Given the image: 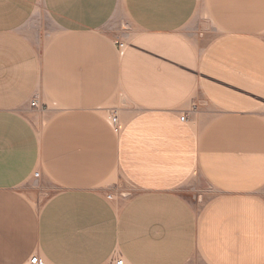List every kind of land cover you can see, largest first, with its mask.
Returning <instances> with one entry per match:
<instances>
[{
  "label": "crops",
  "instance_id": "obj_1",
  "mask_svg": "<svg viewBox=\"0 0 264 264\" xmlns=\"http://www.w3.org/2000/svg\"><path fill=\"white\" fill-rule=\"evenodd\" d=\"M34 256L264 264V0H0V264Z\"/></svg>",
  "mask_w": 264,
  "mask_h": 264
},
{
  "label": "rangeland",
  "instance_id": "obj_2",
  "mask_svg": "<svg viewBox=\"0 0 264 264\" xmlns=\"http://www.w3.org/2000/svg\"><path fill=\"white\" fill-rule=\"evenodd\" d=\"M203 23H204L203 26L208 27L207 29H209L210 32L213 31V25L210 20L207 21V19H204ZM38 98L39 96L36 95L29 101L28 109L35 111L40 107ZM109 111L110 113H115L114 109H110ZM48 192L49 195L47 197L49 198L52 194L55 193V189L50 188L48 189ZM105 193L108 194V198L110 199L111 198L114 199L117 197V195H119L121 201H125L130 196H132V194H134V191L133 189L130 188L129 183H112L110 184L109 187H107ZM182 194L185 195L188 199L194 201L197 206L203 207L207 204L208 198L207 197L201 198L200 193L196 189L183 188ZM199 200H201V202Z\"/></svg>",
  "mask_w": 264,
  "mask_h": 264
},
{
  "label": "built area",
  "instance_id": "obj_3",
  "mask_svg": "<svg viewBox=\"0 0 264 264\" xmlns=\"http://www.w3.org/2000/svg\"><path fill=\"white\" fill-rule=\"evenodd\" d=\"M124 44H119L120 48H124ZM182 120H185V117H182ZM109 122L110 124L116 129L119 130V122L118 117L115 113H111L109 116ZM29 264H41L39 256H34L29 261ZM108 264H127L124 258H113Z\"/></svg>",
  "mask_w": 264,
  "mask_h": 264
}]
</instances>
